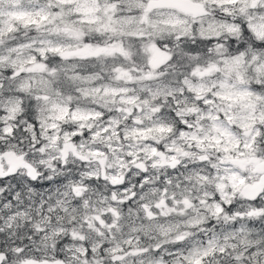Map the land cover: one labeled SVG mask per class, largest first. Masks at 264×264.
<instances>
[{
    "label": "clouds",
    "instance_id": "1",
    "mask_svg": "<svg viewBox=\"0 0 264 264\" xmlns=\"http://www.w3.org/2000/svg\"><path fill=\"white\" fill-rule=\"evenodd\" d=\"M0 264H264V0H0Z\"/></svg>",
    "mask_w": 264,
    "mask_h": 264
}]
</instances>
